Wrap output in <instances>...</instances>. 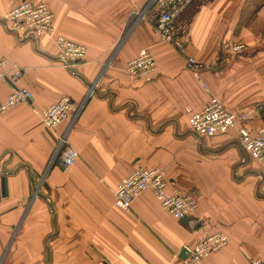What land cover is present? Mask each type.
Returning <instances> with one entry per match:
<instances>
[{
	"label": "crops",
	"instance_id": "obj_1",
	"mask_svg": "<svg viewBox=\"0 0 264 264\" xmlns=\"http://www.w3.org/2000/svg\"><path fill=\"white\" fill-rule=\"evenodd\" d=\"M20 1L0 0V58L8 76L13 64L22 69L14 82L0 79V102L12 85L33 96L0 113V264H184L182 247L217 231L227 244L200 264L264 259V167L235 129L190 132L186 111L215 96L247 113L250 129L264 127V0H193L174 20L187 53L205 65L206 89L159 40L153 9L140 15L149 0H46L55 33L86 47L74 73L51 36L22 42L6 30L4 15ZM237 44L241 52L232 50ZM146 47L154 77L132 80L125 64ZM98 77L71 127V116L54 131L41 124L46 107L62 95L81 101ZM67 129L78 156L63 168L52 157ZM137 166L162 168L168 191L196 198L195 216L174 218L149 190L129 209L116 207L115 186Z\"/></svg>",
	"mask_w": 264,
	"mask_h": 264
},
{
	"label": "built area",
	"instance_id": "obj_2",
	"mask_svg": "<svg viewBox=\"0 0 264 264\" xmlns=\"http://www.w3.org/2000/svg\"><path fill=\"white\" fill-rule=\"evenodd\" d=\"M193 0H149L140 15H146L153 9L152 22L161 42L169 43L184 57L185 67L191 71L198 83L206 89V83L202 78L205 65L194 56L187 53L185 41L173 30V22L188 7ZM214 1V0H207ZM7 31L16 35L20 41H37L41 37L51 36L53 43L58 49L57 58L61 65L73 72V66L83 60L86 47L78 42L69 40L55 33L53 14L46 0L30 1L22 0L9 8L3 18ZM242 44L232 47L235 52H241ZM7 65L5 58H0V79L14 82L22 75V69L13 64L10 68V76L4 68ZM154 54L149 47L142 48L138 54L128 60L124 70L132 80L149 82L154 77L156 70ZM98 77L91 85L84 98L75 102L67 95L60 96L55 102L46 107L40 114L41 124L49 131L54 129L65 119L71 116L72 123L76 120L85 102L95 94L99 82ZM32 92L26 87L11 86L6 98L0 102V113L8 108L29 102ZM188 113V130L199 137H212L225 134L235 129L238 141L247 152L248 156L264 167V127L252 130L247 126L249 115L237 113L227 109L215 96L209 98L206 105L199 110L186 109ZM67 131L57 137L56 148L52 162L59 163L67 168L74 163L78 154L67 141ZM168 177L160 167L133 168L127 175L122 177L114 188V204L120 209H129L135 197L144 191H151L159 201L161 207L176 219L194 217L197 211V200L189 194L178 189L171 192L168 188ZM39 191V187L37 193ZM36 193V195H37ZM1 199V195H0ZM195 224H203L201 217L195 218ZM228 241L224 232L217 231L207 234L201 240L190 245H185L187 253L184 264H200L208 255L223 248ZM250 264H264V259L254 258Z\"/></svg>",
	"mask_w": 264,
	"mask_h": 264
},
{
	"label": "water",
	"instance_id": "obj_3",
	"mask_svg": "<svg viewBox=\"0 0 264 264\" xmlns=\"http://www.w3.org/2000/svg\"><path fill=\"white\" fill-rule=\"evenodd\" d=\"M39 186H40V185H38V186L35 188V191H34V193H33V195H32L31 200L36 196V193H37V190H38V187H39ZM186 253H187L186 247H182V249H181V251H180V254H179V257L182 258V259H185V257H186Z\"/></svg>",
	"mask_w": 264,
	"mask_h": 264
}]
</instances>
